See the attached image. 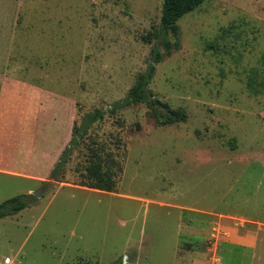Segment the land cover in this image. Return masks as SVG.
<instances>
[{
	"label": "rangeland",
	"instance_id": "obj_1",
	"mask_svg": "<svg viewBox=\"0 0 264 264\" xmlns=\"http://www.w3.org/2000/svg\"><path fill=\"white\" fill-rule=\"evenodd\" d=\"M162 9L0 0V73L24 83L25 107V161L10 169L25 177L0 173V204L33 195L0 218V264H264V0H204L178 21L149 88L186 119L120 106L50 176L75 122L122 102L163 47ZM93 142L122 166L112 190L80 184Z\"/></svg>",
	"mask_w": 264,
	"mask_h": 264
},
{
	"label": "trees",
	"instance_id": "obj_2",
	"mask_svg": "<svg viewBox=\"0 0 264 264\" xmlns=\"http://www.w3.org/2000/svg\"><path fill=\"white\" fill-rule=\"evenodd\" d=\"M203 1L204 0H163L160 28L152 34L154 38L161 40L165 54L159 46L153 49L151 60L148 63L146 71L139 73L128 96L122 102H116L113 108L109 110L96 109L92 112L85 113L81 119L80 125L75 122L72 140L63 150L58 161L51 170L50 176L52 179L57 181L62 180L65 176L66 166L71 160L73 152L82 145V143H85L91 126L103 119L107 112H114L120 106L146 102L155 111L156 119L161 125L172 124L179 120L186 119L187 115L185 112L180 109L172 108L168 103L156 97L149 86L156 72L157 64L161 62L165 56L171 55L173 49H178L181 46V32L178 21L187 13L195 10ZM170 33L176 38L175 41L169 38ZM152 34L146 36L144 39L150 41L153 38L151 36ZM96 145H98L97 142L87 144V148L91 152L87 155L88 162L90 163L86 166V173L80 174V184L112 190L115 185L113 180L116 172L121 170L122 166L118 159L112 155H106L107 157H105L99 153V147ZM32 198L33 195L27 193L4 201L0 204V218L16 214L20 210L26 208L32 203Z\"/></svg>",
	"mask_w": 264,
	"mask_h": 264
},
{
	"label": "crops",
	"instance_id": "obj_3",
	"mask_svg": "<svg viewBox=\"0 0 264 264\" xmlns=\"http://www.w3.org/2000/svg\"><path fill=\"white\" fill-rule=\"evenodd\" d=\"M23 86L24 83L20 80L0 73V173L25 177L24 173L10 170L13 169V162L20 159L25 161V107L21 94Z\"/></svg>",
	"mask_w": 264,
	"mask_h": 264
},
{
	"label": "built area",
	"instance_id": "obj_4",
	"mask_svg": "<svg viewBox=\"0 0 264 264\" xmlns=\"http://www.w3.org/2000/svg\"><path fill=\"white\" fill-rule=\"evenodd\" d=\"M10 260H11V259L8 257V258L6 259V263H9Z\"/></svg>",
	"mask_w": 264,
	"mask_h": 264
},
{
	"label": "water",
	"instance_id": "obj_5",
	"mask_svg": "<svg viewBox=\"0 0 264 264\" xmlns=\"http://www.w3.org/2000/svg\"><path fill=\"white\" fill-rule=\"evenodd\" d=\"M40 194V192H34L35 196H38Z\"/></svg>",
	"mask_w": 264,
	"mask_h": 264
}]
</instances>
